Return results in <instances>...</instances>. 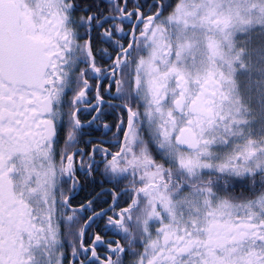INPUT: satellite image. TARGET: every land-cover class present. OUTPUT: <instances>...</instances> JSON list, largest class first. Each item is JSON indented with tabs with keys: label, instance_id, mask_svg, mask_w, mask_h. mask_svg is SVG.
<instances>
[{
	"label": "snow or ice",
	"instance_id": "1",
	"mask_svg": "<svg viewBox=\"0 0 264 264\" xmlns=\"http://www.w3.org/2000/svg\"><path fill=\"white\" fill-rule=\"evenodd\" d=\"M0 264H264V0H0Z\"/></svg>",
	"mask_w": 264,
	"mask_h": 264
},
{
	"label": "flooded vegetation",
	"instance_id": "2",
	"mask_svg": "<svg viewBox=\"0 0 264 264\" xmlns=\"http://www.w3.org/2000/svg\"><path fill=\"white\" fill-rule=\"evenodd\" d=\"M85 115H87V112H85ZM107 122L111 125L114 122V117L108 118ZM101 131H103V130H101ZM96 135L99 137V132ZM102 138L104 139L105 145L107 146L110 143V140H111V133H108L107 135H104Z\"/></svg>",
	"mask_w": 264,
	"mask_h": 264
}]
</instances>
